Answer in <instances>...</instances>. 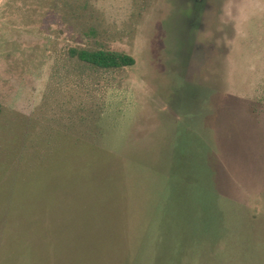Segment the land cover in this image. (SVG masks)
<instances>
[{
    "label": "rangeland",
    "instance_id": "374dc122",
    "mask_svg": "<svg viewBox=\"0 0 264 264\" xmlns=\"http://www.w3.org/2000/svg\"><path fill=\"white\" fill-rule=\"evenodd\" d=\"M0 264H264V0H0Z\"/></svg>",
    "mask_w": 264,
    "mask_h": 264
},
{
    "label": "trees",
    "instance_id": "16d2710c",
    "mask_svg": "<svg viewBox=\"0 0 264 264\" xmlns=\"http://www.w3.org/2000/svg\"><path fill=\"white\" fill-rule=\"evenodd\" d=\"M69 55L88 65L106 69L132 66L135 62L131 55L107 49L72 48Z\"/></svg>",
    "mask_w": 264,
    "mask_h": 264
}]
</instances>
